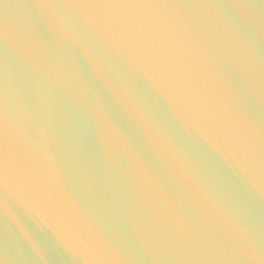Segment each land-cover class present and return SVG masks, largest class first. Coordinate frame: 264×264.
<instances>
[{
	"label": "water",
	"instance_id": "water-1",
	"mask_svg": "<svg viewBox=\"0 0 264 264\" xmlns=\"http://www.w3.org/2000/svg\"><path fill=\"white\" fill-rule=\"evenodd\" d=\"M0 264H264V0H0Z\"/></svg>",
	"mask_w": 264,
	"mask_h": 264
}]
</instances>
